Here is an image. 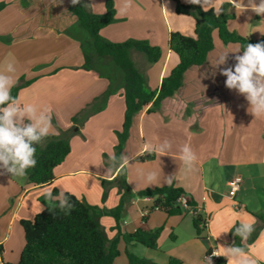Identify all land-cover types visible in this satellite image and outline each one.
<instances>
[{
  "label": "crops",
  "instance_id": "crops-1",
  "mask_svg": "<svg viewBox=\"0 0 264 264\" xmlns=\"http://www.w3.org/2000/svg\"><path fill=\"white\" fill-rule=\"evenodd\" d=\"M106 1L87 0V9L102 14L106 11ZM113 1L117 20L100 34L115 43L146 40L162 49V57L156 63H151L139 51L131 52L149 88L158 93L163 78L179 64L178 56L169 48L170 34L180 32L193 37L196 22L190 15L178 14L174 0H132V8L124 16L117 15L121 0ZM244 2L246 4L247 0ZM0 3H5L0 11V72L12 63L17 84L29 82L19 90L17 98L22 104L51 109L52 134L67 131L74 125L77 132L71 136L70 153L55 167L52 182L33 185L26 176L0 175V264H4L5 259H10L6 260L9 263L18 261L25 245L20 221L33 219L41 212L42 205L45 208L41 201L45 189L64 190L90 205L112 210L121 204L120 173L125 174L130 191L116 216L103 214L99 221L109 240L118 238L116 259H124L125 263L129 264L128 253L159 264H167L171 258L153 253L158 247L150 249L126 241L125 235L139 228L152 230L163 226V231L172 232V240L180 241L179 247L187 248L190 256L196 252L197 259L178 256L183 264H205V248L192 223L196 213L205 214L203 241H208L211 251L218 245L233 244L230 231L221 232L241 220L262 222L258 217H264L263 194L258 197L254 192L258 189L257 182L264 189L259 181L264 179L261 176L264 118L255 119L247 111L246 99L227 89L226 77L213 67L221 52L235 51L240 48L238 44H224L218 31H214V48L207 61L185 72L183 85L174 96L163 99L153 112H147L151 103L135 116L122 152L130 157V164L122 170L107 172L109 155L116 153L119 143L116 132L123 130L125 121L121 73L110 59L94 58L90 68L86 66L83 42L88 41V37L77 23L71 0H0ZM231 11L236 16L228 21L229 30L254 40L264 37L260 33L264 32V16L251 11L238 15L233 7ZM231 54L227 65L220 67L234 65ZM111 84L115 91L104 109L92 114L82 125L74 124L73 117ZM184 136L196 139L195 145L190 141L186 143L198 156L192 171H187L179 159L180 149L185 145ZM165 140L171 143L168 155H141L145 143L158 144ZM225 152L230 154L225 155ZM235 152L238 156L233 154ZM149 171L159 175L158 182L151 186L144 179ZM171 174H175L172 184L185 191L182 198L195 206L185 207L181 215L169 216L164 211L152 210L154 198L136 195L145 189L167 186L166 176ZM237 177L242 182L233 192L230 182ZM105 187L107 196L103 200ZM18 247L20 250L16 253ZM249 252L257 259V264L264 263V227Z\"/></svg>",
  "mask_w": 264,
  "mask_h": 264
},
{
  "label": "trees",
  "instance_id": "trees-1",
  "mask_svg": "<svg viewBox=\"0 0 264 264\" xmlns=\"http://www.w3.org/2000/svg\"><path fill=\"white\" fill-rule=\"evenodd\" d=\"M176 2L178 14L190 15L195 20L194 36H187L180 32L170 34L169 48L178 56L179 64L170 75L163 78L159 92L149 88L145 75L136 67L131 52L143 53L151 63L158 62L162 57V49L150 44L146 40L129 39L124 42H111L101 36L100 31L116 22V9L113 0L106 1V11L96 14L87 9V0H81L77 5L72 4V12L77 18L79 27L86 33L88 41L83 42L86 66L90 68L97 59H110L113 66L121 73L125 91L126 112L123 130L116 132L119 143L115 147V155L119 157L129 138L134 118L145 107H151L147 112H153L159 107L163 99L174 96L183 85L185 72L192 66L203 65L208 54L214 48L213 32L218 31L219 38L224 44H238L242 49L247 43L255 44L264 41L251 39L235 31L229 30V20L235 18L230 3H224V11L217 17L214 10L205 12L200 5ZM5 3H0V11ZM29 82H22L12 88L13 97L18 96L19 90ZM114 84L87 105L78 116L73 117L74 124L82 125L92 114L101 111L107 100L114 93ZM76 126L59 134L49 135L42 144L36 145V166L27 172L28 182L33 185H44L55 178L54 169L60 165L71 151V136L75 135ZM121 204L112 210H103L98 206L88 204L76 195L70 196L75 209L65 215L58 207L55 215L48 210L45 196L41 201L45 205L42 212L31 219H22L20 224L24 231L25 245L17 262L4 264H114L119 255L117 249L118 238L109 240L101 227L100 217L103 214L116 216L122 207V202L130 189L125 174L120 173ZM58 193L53 190V195ZM68 193V192H67ZM185 191L171 184V186L145 189L136 193L139 197L154 198L152 210L164 211L169 216L181 215L185 207L181 198ZM107 196L105 187L103 199ZM187 207H195L192 201L186 202ZM262 222L255 224V230L249 237L248 244L253 245L264 227V217H258ZM196 236L201 238L206 226V217L203 213H196L192 217ZM238 224V223H237ZM163 226L152 230L137 229L134 233L125 235L128 242H135L150 249H156L158 238ZM234 229L230 231L233 243L240 245L241 241L235 236ZM250 250V249H249ZM2 252V247H0ZM212 253L208 252V256ZM129 264H159L151 260L128 253ZM214 264H227L224 257H213ZM167 264H182V261L171 258ZM264 264V263H260Z\"/></svg>",
  "mask_w": 264,
  "mask_h": 264
},
{
  "label": "clouds",
  "instance_id": "clouds-1",
  "mask_svg": "<svg viewBox=\"0 0 264 264\" xmlns=\"http://www.w3.org/2000/svg\"><path fill=\"white\" fill-rule=\"evenodd\" d=\"M62 2V0H60ZM81 0H71L77 5ZM193 5H200L205 12L214 9V14L219 17L224 11L223 4L226 0H187ZM238 15L247 11L256 15L264 16V0H227ZM167 8L166 6H164ZM132 8V0H121L117 9L118 16L127 15ZM264 35V32H260ZM242 50V54H239ZM229 53H236L233 59L234 65H227ZM220 74L226 77L225 87L242 95L248 102L247 111L255 119L264 118V41L255 44L247 43L242 49L221 52L213 64ZM16 68L12 63L7 64L5 70L0 72V175L13 177H25L29 169L36 166V145H40L52 134L53 125L51 109L40 107L32 103L22 104L18 98L13 97L11 90L16 86ZM171 143L168 140L162 143H145L141 155L155 154L159 156L168 155ZM179 159L187 171L195 168L198 160L197 153L189 144L180 149ZM110 166L107 172L113 169L122 170L130 164V157L122 153L117 157L114 153L109 155ZM175 174L166 176V183L171 186ZM144 179L151 186L158 182L159 175L155 171H149ZM45 200L48 210L55 215L58 207L65 215L75 209L71 202L72 193L60 190L53 195V189H45ZM44 210L41 206V212ZM254 221L241 220L231 228L221 233H227L234 229V235L240 238V245L233 243L231 246L218 245L213 248L210 256H204L205 264H213V257H224L227 264H257V259L250 254L252 247L247 242L255 230ZM221 233L216 237L218 238ZM207 251V250H206ZM205 251V252H206Z\"/></svg>",
  "mask_w": 264,
  "mask_h": 264
},
{
  "label": "rangeland",
  "instance_id": "rangeland-1",
  "mask_svg": "<svg viewBox=\"0 0 264 264\" xmlns=\"http://www.w3.org/2000/svg\"><path fill=\"white\" fill-rule=\"evenodd\" d=\"M237 47H238V45H236ZM231 58H233L234 57V53H232L231 54V56H230ZM232 128L233 127H231V130L230 131H232ZM190 141V143H193V145H195L196 144V139H192V138H189V137H186V136H184V143L186 144V143H188ZM225 155H228V154H230V152H225L224 153ZM234 155H236V156H238V152H235V153H233ZM207 174H208V171H207ZM262 174H264V171H263V173ZM261 174V176H263L264 177V175H262ZM259 181H261L263 184H264V179L263 180H259ZM259 183L260 182H257V191L256 192H254L255 194L257 193V195H258V197H261V195L263 194V197H261V198H263L262 200H264V189H262L261 188V186H259ZM251 192V190L249 189V193ZM103 196H104V194H103ZM106 199V198H105ZM104 200V199H103ZM189 217H191L190 215H189ZM171 236H172V232L170 233L169 231H162L161 232V234H160V236H159V238H158V245H157V247H158V249L157 250H153V253H156L159 257H161L162 255H167V256H170L171 258H174V259H178V260H180V261H182V259H180V258H178V256H183V258L185 257V258H191V259H195L196 258V256H197V254H196V252H194V254L193 255H189V253H188V250H187V248H181V247H179V244H180V241L179 242H174V240H172V238H171ZM206 238V233L205 232H203L202 233V237L200 238V242L202 243V245L204 246V252H203V256H205V254H208V252H209V243H208V241L207 240H205V241H203L204 239ZM20 250V248L18 247V248H15V251H16V253H17V250ZM173 250H175V251H173ZM200 250H203V247L201 246L200 247ZM207 250V251H206ZM206 251V252H205ZM250 251V250H249ZM20 252V251H19ZM155 254V255H156ZM169 257V258H170ZM4 258H5V256H4ZM170 258V259H171ZM182 258V257H181ZM189 258V259H190ZM197 259V258H196ZM226 259V258H225ZM6 260H10V259H5V262H7ZM156 260V259H155ZM159 260V259H158ZM168 260V259H167ZM152 261V260H151ZM0 262H1V259H0ZM154 262V261H153ZM183 262V261H182ZM261 263H263V262H261ZM114 264H128V263H125L124 262V259H116L115 258V260H114ZM183 264V263H182ZM260 264V263H259Z\"/></svg>",
  "mask_w": 264,
  "mask_h": 264
},
{
  "label": "built area",
  "instance_id": "built-area-1",
  "mask_svg": "<svg viewBox=\"0 0 264 264\" xmlns=\"http://www.w3.org/2000/svg\"><path fill=\"white\" fill-rule=\"evenodd\" d=\"M241 182H242V180H241L240 177H237V178H235L233 181L230 182V187H231V189H232L233 192H235V191L238 189L239 184H240ZM181 203H182V205H183L184 207H187V205H186V201H185L183 198H181Z\"/></svg>",
  "mask_w": 264,
  "mask_h": 264
}]
</instances>
